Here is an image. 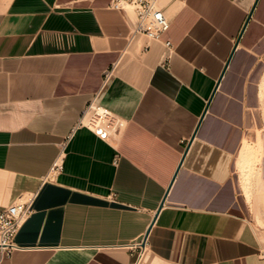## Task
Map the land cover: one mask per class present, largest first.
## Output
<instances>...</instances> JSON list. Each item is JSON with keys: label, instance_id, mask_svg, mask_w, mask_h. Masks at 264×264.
<instances>
[{"label": "crops", "instance_id": "crops-1", "mask_svg": "<svg viewBox=\"0 0 264 264\" xmlns=\"http://www.w3.org/2000/svg\"><path fill=\"white\" fill-rule=\"evenodd\" d=\"M113 1L0 0V212L32 203L0 264H264L236 176L264 136V0H161L162 40ZM92 103L118 126L79 125Z\"/></svg>", "mask_w": 264, "mask_h": 264}, {"label": "built area", "instance_id": "built-area-1", "mask_svg": "<svg viewBox=\"0 0 264 264\" xmlns=\"http://www.w3.org/2000/svg\"><path fill=\"white\" fill-rule=\"evenodd\" d=\"M113 7L124 11L131 19L132 36H144L148 40H162L170 28L168 18L161 0H114ZM170 46V42H166ZM111 71L106 72L107 81ZM98 124L114 126L115 117L106 108L96 103L90 104L83 113L78 124ZM63 154L53 162L49 174H56L62 167ZM32 212L31 199L19 198L0 212V261L11 256L16 248L15 237L23 220ZM134 264H137L135 262Z\"/></svg>", "mask_w": 264, "mask_h": 264}, {"label": "rangeland", "instance_id": "rangeland-1", "mask_svg": "<svg viewBox=\"0 0 264 264\" xmlns=\"http://www.w3.org/2000/svg\"><path fill=\"white\" fill-rule=\"evenodd\" d=\"M236 176L247 202L255 197L264 210V136L244 145Z\"/></svg>", "mask_w": 264, "mask_h": 264}]
</instances>
